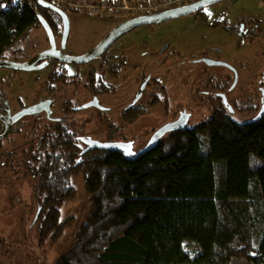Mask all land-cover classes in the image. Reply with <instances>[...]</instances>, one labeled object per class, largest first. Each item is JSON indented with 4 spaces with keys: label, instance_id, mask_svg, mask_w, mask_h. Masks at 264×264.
<instances>
[{
    "label": "trees",
    "instance_id": "1",
    "mask_svg": "<svg viewBox=\"0 0 264 264\" xmlns=\"http://www.w3.org/2000/svg\"><path fill=\"white\" fill-rule=\"evenodd\" d=\"M39 3L0 0V60L41 27L39 17L51 29L61 19ZM64 136L46 140L32 163L44 245L75 221L60 218L65 203L80 200L71 179L83 176L88 208L56 264H264V116L240 125L220 111L134 161L97 149L83 156Z\"/></svg>",
    "mask_w": 264,
    "mask_h": 264
},
{
    "label": "rangeland",
    "instance_id": "2",
    "mask_svg": "<svg viewBox=\"0 0 264 264\" xmlns=\"http://www.w3.org/2000/svg\"><path fill=\"white\" fill-rule=\"evenodd\" d=\"M52 2H54L53 5L58 3L57 0H52ZM60 9L66 13L69 21V32L65 48L62 46L63 37L58 36L55 38L56 45L60 48V53H62L61 55L80 56L85 54L98 46L115 27L124 22L121 19L100 18L75 13L67 8ZM248 23L258 26L253 44L249 43L248 39H242L236 34L238 25H246ZM241 27L244 26L241 25ZM230 30L231 33H229ZM257 34L259 35L257 36ZM47 36L43 27L34 29L30 39L17 47L16 52L8 56L7 60L12 63H25L39 52L49 50L51 44ZM173 49L180 56L176 59L178 62L185 61L186 64L191 63L190 68L193 69L192 73L189 72V69L177 70L172 65L175 62L168 64L166 67H161L157 63L166 56L163 55L164 52ZM120 52L130 54V60L136 62V67L139 60L138 76L147 77V79H162L161 75H163V71H166L171 73V76H174L172 80L174 83L179 81L185 85L182 88L185 91V96H182L180 102L181 110L189 111L193 115L189 128H194L213 118L212 112L206 110L209 105L205 103V96L202 95L199 99H191L188 93H196L201 86L200 84L204 79V61L208 59L212 62L226 63L228 66L234 68L240 77L239 85L231 92L232 97L237 100V104L240 107L247 106L246 102L251 106L249 113L238 112L240 115H234V120L243 123L247 122V119H252V115H255L260 107L258 86H261L259 85L260 79L264 75L262 74L264 69V1L227 0L205 8L197 14L135 29L114 43L108 55ZM51 69L50 67L32 72L16 73L11 69L0 68V92L7 95L16 110L30 108L45 99L44 85L49 80ZM67 69L70 74H79L83 77L88 67L84 68L78 65L77 68L75 66L67 67ZM208 72L218 74V76L226 74L225 69L214 66ZM132 75L134 77L136 75L135 72H132ZM178 76H185V82ZM140 83L138 81L139 85ZM82 86L81 80L76 79L71 88L73 90L72 94L61 95L60 99L70 100L78 107L85 106L87 103L89 104L91 102L90 98L87 94L83 93ZM134 86L132 85L133 88ZM77 90L78 93H76ZM129 92H132V90L130 89ZM120 94L121 91H117L112 97H104L103 101H107L105 106H108L115 115L112 117L105 116L104 125L99 124V119H97L99 118V112L94 108L75 113L74 120L77 126H74L72 129L76 133V136L80 135L81 137L100 143H106V139L119 140L120 138H126L130 140V137L134 135H138V138L145 137L146 141H148L151 136V126L153 124L157 126L162 122L161 114L157 112L150 111L148 122L143 121L145 119H141L133 125L129 133H122L120 131L119 134L122 135L111 134L110 126L114 128L120 124V120L117 117H119L118 108H121V106H118L115 102L121 98ZM173 95H178L177 89H174ZM248 97H250V100ZM35 120L36 117H30L26 121L33 124ZM132 121L129 119L127 123L131 124ZM119 127L123 130L126 129L124 124H120ZM24 135L25 133H21L18 136L13 135L5 143H9V146L12 147L15 142L22 140ZM141 147L143 145L136 146L135 151L141 149ZM71 184L78 189L80 200L77 199L74 202L65 203L62 208L60 223L65 222L67 218L73 216H76L75 221L73 220L70 225L68 224L63 228L62 234L56 241H54L55 235H50L49 239L51 242L43 244L41 254L38 257L32 256L30 252L31 245L25 243L27 248L21 247L19 251L27 254L28 257L11 261V264H56L69 252L74 242V235L83 224L84 213L88 208L84 194L85 191L83 190V176L81 174L75 175L71 179ZM13 186L15 188L10 192L11 198H0V206L6 205L7 208L12 210L9 214V223L11 225L15 223L17 224V229L21 228V230L30 233L31 228L29 224L34 220L39 210L36 199L34 197L31 198L34 194L31 188L32 181L25 179L22 183L14 184ZM0 230H2V223L0 224ZM35 233L36 230L33 231L30 238L34 235L38 237L39 232ZM2 239L0 237V240ZM186 250L191 256L199 253V249L190 243L186 245ZM29 254H31V258H29Z\"/></svg>",
    "mask_w": 264,
    "mask_h": 264
},
{
    "label": "flooded vegetation",
    "instance_id": "3",
    "mask_svg": "<svg viewBox=\"0 0 264 264\" xmlns=\"http://www.w3.org/2000/svg\"><path fill=\"white\" fill-rule=\"evenodd\" d=\"M51 20V30L54 29L52 32L53 34L55 32V38L58 36L62 37L64 30L62 19L55 17ZM241 25L244 27H241ZM256 30L258 31L257 25L251 23L246 25L240 24L236 28V34L242 39H248L247 41L253 44L255 42V35L257 32ZM229 33H231V30ZM258 35L259 34H257V36ZM111 47L97 60L87 64H79L84 68L88 67L84 73L85 76L83 77H81L79 74L69 73L67 67L76 66L77 68L78 65L76 64H62L56 60H48L38 63V67L42 64H47L44 69H48L50 67L52 68L49 74V80L44 85V93L46 94L45 99L30 107L33 108L35 106H41V111L38 114L25 116L14 122V119L21 112L29 108H21V110H16L7 95L0 92V136L4 135L7 129L10 128L9 136L0 140V198H11L10 192L15 188L13 185L22 183L25 179L27 181H32L31 188L34 194L31 198L34 197L35 199H39V196L42 197V194L35 190L36 178L34 173L36 170L32 163L42 157L45 141L60 135H62V138H64V135H66L67 141L74 144V141L76 140L81 151L80 154L83 156L86 155L88 151L83 154V152L88 148L86 143L95 140L86 139L80 135H77L76 137L74 136L76 133L72 128L77 126V123L74 120V114L87 110H81V108L92 104V107L90 108H94L99 112V118H97L99 119V124L104 125L105 116L112 117L115 115L112 110L108 108V106H105L107 101H103V99L106 96L112 97L117 91H121V98L115 101L118 106H121V108H118L119 117L117 118L120 120L121 125L124 124L126 126V129H120V124L114 128H111L110 126L111 134L122 135L119 134L120 131L122 133L131 132L133 125H135L141 119H145L143 121L148 122L151 112H157L161 114L162 122L157 126L154 124L151 126V136L148 141H146L145 137L138 138V135H134L130 137V140H127L126 138H120L119 140L106 139V143H132L134 151L136 146L143 145L141 149L135 151L138 152L147 146L152 136L158 130L166 125L176 123L182 117H189L185 129L193 128H189V124L193 116L192 113L186 110H181L180 100L183 95L185 96V91L182 89L183 86H185L184 84L180 83L179 81L174 83L172 81L174 76H171V73L166 71H163V75H161L162 79H147V77L138 76L139 60L138 66L136 67V62L130 60V54L120 52L108 55ZM56 49L59 51V53L61 52L57 45ZM90 51L86 52L85 54L89 53ZM43 52H45V50L31 57L29 60H27V62ZM163 55L166 56L157 62L161 67H166L168 64L175 62V64L172 65H174L173 67H176L177 70L189 69V72L192 73L193 69L190 68L191 63L186 64L185 61L178 62L176 60L180 56L178 52H175V49L164 52ZM4 60H7V58ZM93 64H95V66H93ZM204 65V79L200 84L201 86L196 93L187 91L190 94L189 98L199 99L202 95L205 96V103H208L207 105H209L206 110L211 111L212 116L216 115L220 111L222 113L227 112L230 115V118L233 120L234 115H240L238 112L249 113L251 106L248 105V102H246L247 106L240 107L237 104V100H235L231 95L232 90L240 83L238 72L231 66H228L226 63L212 62L208 59L204 61ZM213 66L225 69L226 74L218 76V74L208 72V70L210 71V68ZM14 72L18 73L19 71ZM132 72H135L136 74L134 77ZM262 74H264V69ZM178 77H180L181 80L185 82V76ZM76 79L81 80V84L83 85L81 87L83 88V93L87 94V96L90 98L91 102H89V104L87 103V105L85 104V106L82 105L78 107L75 106L70 100L60 99L61 95L66 96L72 94L73 90L71 88L73 87ZM260 80L261 82L259 85L261 86H258L259 97L257 96L260 99V107L258 108V111L255 113V115H252V118L258 115L262 109V106L264 105V75ZM138 81L141 82L140 85L138 84ZM132 85H135L136 87L134 86L133 88ZM130 89L132 92H129ZM174 89H177L178 95H173ZM76 93H78V90ZM248 99L250 100V97H248ZM30 117H36V120L33 124H30L28 121H26ZM129 119L133 120L131 124L127 123ZM248 120L249 119H247V121ZM114 129L115 131H113ZM21 133H25L23 139L15 142L12 147L9 146V143H5L10 140L13 135L18 136ZM80 159L77 161V165L80 164ZM11 211L12 210L7 208L6 205L0 206V224L2 223L0 237L3 238L0 240V264H11V261H16L20 258H27V254H23L19 251L21 247L27 248L25 243H29L31 245L30 252L32 256L34 255L35 257H38L41 254V249L44 244L41 234L42 209L40 205L34 220L31 222V224H29V227L31 228L30 233H27L25 230H21V228L17 229V224L15 223L12 225L9 223V214ZM55 225L56 223L52 224V227ZM35 230L36 233L37 231L39 232L38 237L37 235H34L30 238L31 234ZM31 254H29V258L32 257Z\"/></svg>",
    "mask_w": 264,
    "mask_h": 264
},
{
    "label": "water",
    "instance_id": "4",
    "mask_svg": "<svg viewBox=\"0 0 264 264\" xmlns=\"http://www.w3.org/2000/svg\"><path fill=\"white\" fill-rule=\"evenodd\" d=\"M224 1H227V0H212L211 3L207 2V0H201L195 4H190L187 6L180 7V8H175V9H171L168 11H163V12H159V13H155V14H151V15L125 21L121 23L120 25H118L117 27H115L102 40V42L98 46H96L89 53L82 55V56L61 55L59 51L56 49L55 36L51 28L49 27L47 22L42 17H39L40 24L45 29L49 37L51 49L41 53L40 55L32 58L30 61L25 62V63L18 64V63L9 62L8 60H0V68L11 69L13 71H19V72H32V71H36L39 69H44L47 64H42L39 67L37 65L38 63L42 61H48V60H56L62 64H76V65L87 64L94 60H97L117 40H119L122 36H124L130 31H133L135 29H138L144 26L155 25L159 23H166V22H170L172 20H175L181 17L196 14L205 8H208L210 6L216 5ZM259 1H264V0H259ZM39 4L41 7L51 10L52 12H55L62 19L63 25H64L63 36H62L63 37L62 46L63 48H65L66 40H67L68 32H69V21H68L66 13L60 8L46 1H43V3H41V0H40ZM90 107H92V104L81 108V110L88 109ZM40 109H41V106H35L33 108L24 110L14 119V122L18 121L19 119L25 116H31V115L38 114L41 111ZM263 116H264V105L262 106V109L260 110L258 115L248 120L247 122L243 123V122H238L236 120L234 121L240 125H250V124L258 122ZM188 119H189L188 116L182 117L176 123L164 126L152 136L147 146H145L142 150L138 152H135L133 150L132 143H100L96 141H89L86 143L88 148L83 152V154H85L87 151H90L92 149L104 150V151H110V152H120L123 154L124 158L127 161H134L137 158L141 157L142 155L153 150L157 146L159 141L163 137H165L167 134L185 129L188 123ZM9 134H10V128L7 129L4 135L0 136V140L7 138ZM128 145H131L130 151L133 153L132 155L126 154Z\"/></svg>",
    "mask_w": 264,
    "mask_h": 264
},
{
    "label": "built area",
    "instance_id": "5",
    "mask_svg": "<svg viewBox=\"0 0 264 264\" xmlns=\"http://www.w3.org/2000/svg\"><path fill=\"white\" fill-rule=\"evenodd\" d=\"M56 1V0H55ZM201 0H57L56 6L100 18L125 21L195 4ZM62 3V5H61Z\"/></svg>",
    "mask_w": 264,
    "mask_h": 264
},
{
    "label": "snow or ice",
    "instance_id": "6",
    "mask_svg": "<svg viewBox=\"0 0 264 264\" xmlns=\"http://www.w3.org/2000/svg\"><path fill=\"white\" fill-rule=\"evenodd\" d=\"M207 2L211 3L212 0H207ZM41 3H43V0H41ZM0 7H5V6H4V5H0ZM130 149H131V145H128V146H127L126 154H128V155H132V154H133V153L130 151Z\"/></svg>",
    "mask_w": 264,
    "mask_h": 264
}]
</instances>
